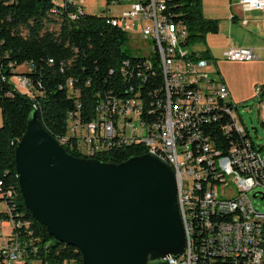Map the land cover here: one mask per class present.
Returning a JSON list of instances; mask_svg holds the SVG:
<instances>
[{
  "label": "built area",
  "instance_id": "1",
  "mask_svg": "<svg viewBox=\"0 0 264 264\" xmlns=\"http://www.w3.org/2000/svg\"><path fill=\"white\" fill-rule=\"evenodd\" d=\"M51 3L54 7L73 5L78 13L85 12L76 0ZM109 3H125L128 8L119 15H99L128 38L136 36L143 40L144 48L137 50L150 56V66L137 61L132 66L126 60L124 93L100 98L89 121L81 119L80 105L76 103V109L67 113L66 134L59 144L84 158L99 159L111 150L132 145L165 157L175 173L178 209L185 232L184 254L177 258L168 256V264H264V229L251 228L247 221H241L236 209V202H243L248 211L264 215L255 209L249 195L256 190L252 197L264 200V154L246 137V128L236 122L232 113L236 105L227 101L229 91L224 81L207 69L208 61L196 58L198 55L188 42L186 24L171 20L172 12L182 13L178 9L180 3ZM238 5L244 12H261L264 21V0H239ZM240 23L245 25L247 19ZM223 57L236 62L257 59L251 47L230 46L223 51ZM181 81H193V88L181 89ZM67 86L69 94L77 92L72 91L71 80ZM255 94L260 101L259 86L255 87ZM260 106L264 114V101H260ZM77 127H84V134H77ZM219 132L228 144L215 136ZM222 146L233 148V157H225ZM211 158H218L220 166H227L229 183H221L220 173L210 171ZM229 192L239 193V200H229V206L218 205L217 195L229 196ZM0 197H10V191L2 190L1 182ZM3 203V211L10 214L8 204ZM213 210L225 211V218H209V211ZM4 224L9 227L6 233L2 231ZM30 226L29 221L11 215L0 220V264H27L19 233L23 229L29 234ZM186 242H195L198 253L187 251Z\"/></svg>",
  "mask_w": 264,
  "mask_h": 264
},
{
  "label": "trees",
  "instance_id": "2",
  "mask_svg": "<svg viewBox=\"0 0 264 264\" xmlns=\"http://www.w3.org/2000/svg\"><path fill=\"white\" fill-rule=\"evenodd\" d=\"M177 1L182 13L172 12L171 20H182L186 24L188 42L202 41L207 33L218 32L219 19L203 15L201 0ZM72 14L76 17L72 18ZM127 39L123 31L106 22V17L78 13L73 5L54 7L51 0H0V182L4 192L10 191V197H0L10 209V214L0 211V220H7L11 215L30 222L31 232L28 234L21 229L19 233L27 264L31 261L39 264L83 262L76 247L56 241L25 207L15 169L16 143L25 132L33 111L42 127L60 143L66 134L67 113L76 109V103L80 105L81 119L89 121L100 98L124 93L127 83L124 62L129 59L132 66L136 65L135 61L146 66L147 58L150 59V56L130 54L125 48ZM208 57L209 52L205 50L196 58ZM20 66L28 69L18 73L16 69ZM14 76L27 80L29 88L24 92L19 90L11 81ZM68 80H71L72 91H77L74 94H69ZM259 87V98L263 102L264 83ZM260 127L264 130V116ZM83 128L77 127V134H84ZM215 136L228 144L222 132ZM246 137L251 139L249 135ZM229 147L222 146V153ZM65 149L79 156L68 147ZM143 153L141 146H123L99 159L120 163ZM193 243L192 251L198 253V246ZM149 264L168 262L156 260Z\"/></svg>",
  "mask_w": 264,
  "mask_h": 264
},
{
  "label": "water",
  "instance_id": "3",
  "mask_svg": "<svg viewBox=\"0 0 264 264\" xmlns=\"http://www.w3.org/2000/svg\"><path fill=\"white\" fill-rule=\"evenodd\" d=\"M25 207L83 264H149L185 252L171 166L144 152L120 162L76 157L33 111L14 149Z\"/></svg>",
  "mask_w": 264,
  "mask_h": 264
},
{
  "label": "rangeland",
  "instance_id": "4",
  "mask_svg": "<svg viewBox=\"0 0 264 264\" xmlns=\"http://www.w3.org/2000/svg\"><path fill=\"white\" fill-rule=\"evenodd\" d=\"M76 2L83 7V10L86 13L94 15H119L124 9L128 8V5L125 3L112 4L107 0H76ZM229 2V0H201V10L203 15L207 18L219 19V31L216 34L207 33L204 40L194 43L189 42V45L190 48L197 53V55H200L203 51L209 49L212 57L199 60L208 61L207 67L210 66V68H213L216 71L219 70L221 74L224 75L229 81L232 95L229 94L227 101L232 105H236V108L232 111L236 122L246 128L247 134L251 137L255 145H263L264 130H262L260 127V121L263 118V112L261 111L260 101L255 94V87L260 86L261 84L259 83L260 81H256L257 79L253 78L254 72H256V70L253 69L259 68H240L238 66H234V64H231L233 62L224 60L221 55V50L224 42H227L228 39H230V36L234 34L243 38H247L248 40L252 39L257 44H260L261 41L264 43V37L259 34V29H249L246 26L241 25L239 20L232 24L230 20H228L230 14V9L228 7ZM222 24L224 25V28L222 27ZM228 24H230L231 29L228 28ZM51 27L55 28L56 26ZM144 43L145 42L140 38L136 36H130L127 39L125 48L132 55L147 56V53H138L137 50V48L142 47ZM256 53L258 54V60L256 61H259L260 63L261 51L258 49L256 50ZM252 62H247L244 64H249ZM26 70V66H20L16 69V72L20 73ZM216 76L221 78L219 73H217ZM11 81L16 84L21 91H25L26 88L24 87L23 82H18V77L11 78ZM1 123L2 119L0 111V126ZM260 151L262 154H264V149ZM255 191L256 190L249 192L253 206L258 211L264 212V200H261L257 197H252V194ZM3 210L4 203L3 201H0V211ZM8 228V224H4L2 227L3 233H6ZM17 264H22V262ZM31 264L38 263L32 262Z\"/></svg>",
  "mask_w": 264,
  "mask_h": 264
},
{
  "label": "crops",
  "instance_id": "5",
  "mask_svg": "<svg viewBox=\"0 0 264 264\" xmlns=\"http://www.w3.org/2000/svg\"><path fill=\"white\" fill-rule=\"evenodd\" d=\"M229 1L230 2L228 4V7L230 9V14H229L228 20H230V22L233 24V23H236V21L239 20V22H240L241 19L245 18V19H247V23L245 25H243L242 23H240V24L243 26H246L249 29H259V31H260L259 34L262 37H264V21L262 20L261 12H259V11L244 12L240 9V7L238 5L239 0H229ZM231 1H233V2H231ZM232 15H233V17H231ZM219 27H220V23H219ZM222 27L224 28L223 24H222ZM228 28L231 29L230 24H228ZM230 46H232V47H251L254 49L255 53H256V50L259 49L261 51L260 63H259V61H256V60H258V54L257 53H256L257 59L254 60L253 62L250 61L252 63H249V64H244L247 62H236V61H229V60L225 59L223 57V51ZM207 50L209 51V49H207ZM209 55H210V57H212V54L210 53V51H209ZM221 55L225 61L233 62L231 64H234V66H238L240 68H256V67H258L259 69H253V70H256V72H254L253 78L257 79L256 81H260L259 82L260 84H262L264 82V43L262 41L260 44H257L252 39L248 40L247 38H243V37L237 36L235 34L231 35L230 39H228L227 42H224V45H223L222 50H221ZM207 69L212 71L215 74L219 73L220 77L223 79V81L225 82V84L228 88L229 94L232 95V91L230 89L229 81L225 78V76L222 75L219 70L216 71L213 68H210V66L207 67ZM263 116H264V114H263ZM257 146L259 147L260 150L264 149L263 145L258 144ZM261 146H263V147H261Z\"/></svg>",
  "mask_w": 264,
  "mask_h": 264
},
{
  "label": "bare ground",
  "instance_id": "6",
  "mask_svg": "<svg viewBox=\"0 0 264 264\" xmlns=\"http://www.w3.org/2000/svg\"><path fill=\"white\" fill-rule=\"evenodd\" d=\"M145 57H149V56H145ZM145 65L150 66L149 58H147ZM18 81L23 82L24 87L26 88L25 90L29 88L30 84L28 83L27 80L18 77ZM192 88H193V81H181V89H192ZM83 132H84V128H83ZM149 153L155 154L167 162L165 157L161 156L159 153L157 152H149ZM224 155L225 157H233V148L229 147V149ZM210 171H216V173H220L221 183L230 182L229 169H227V166H220V161L218 160V158L210 159ZM229 200H239V193L229 192V196L217 195V204L220 206H229ZM236 209H237V216H239L241 221H247V223L251 226V228L264 229V215H255L253 214V211H248L247 208L245 207V204H243V202H236ZM219 217L225 218V211L222 210L209 211V218H219ZM263 239H264V230H263ZM192 243L193 242H186V250L189 251L190 253H193L192 250H194L193 249L194 247L192 248Z\"/></svg>",
  "mask_w": 264,
  "mask_h": 264
}]
</instances>
